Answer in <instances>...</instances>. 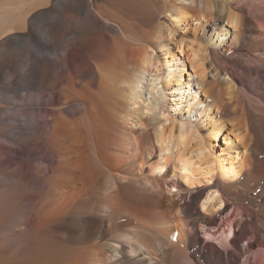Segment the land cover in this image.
<instances>
[{
	"label": "bare ground",
	"instance_id": "6f19581e",
	"mask_svg": "<svg viewBox=\"0 0 264 264\" xmlns=\"http://www.w3.org/2000/svg\"><path fill=\"white\" fill-rule=\"evenodd\" d=\"M148 1L50 0L29 32L0 26V49L13 50L0 62V103L10 106L0 105V166L15 170L0 175V193L30 187L14 212H0V264H237L253 244L264 254V222L235 187L264 181V72L239 90L238 62L217 51L249 31L264 51L251 18L264 5L155 0L171 26L211 29L185 43L154 23ZM169 89L179 119L165 107ZM25 236L28 249L6 253Z\"/></svg>",
	"mask_w": 264,
	"mask_h": 264
},
{
	"label": "rangeland",
	"instance_id": "374dc122",
	"mask_svg": "<svg viewBox=\"0 0 264 264\" xmlns=\"http://www.w3.org/2000/svg\"><path fill=\"white\" fill-rule=\"evenodd\" d=\"M49 1L50 0H0V26L5 27L7 24L11 23L10 32H8L11 35L14 33L29 32V30L32 28V24L30 22L32 15L35 13H38V12L45 11L47 9V6L50 4ZM146 1H148V0H146ZM260 1L264 5V0H260ZM148 2H150L149 3L150 6H152L155 9H158L157 14H156L157 17L156 16L152 17L154 23H162L164 25L171 26L172 24H171L170 20L168 19V17H166L164 10L163 9L161 10L158 8V6H159L158 1H157V5H155L156 4L155 0H149ZM252 16H251L252 20L254 19L253 21H255V22L259 21L261 23L260 28H264V23L262 24V22L264 21L263 20L264 19L263 18L264 17V11H259L258 13L256 12ZM259 22H257V23L259 24ZM220 23L222 25H224L225 28L227 27L226 29L228 31H232L228 25L226 26L225 21L220 22ZM186 24H187V26H185V27L181 26V25L175 26L176 28L174 27V25L171 26L172 30L174 31L173 32L174 33V40L181 39V40L185 41V43H189L194 38L195 34L199 35V36H201V34H202V36H205V37L210 36L211 29L207 28V29H205V31L203 33L201 31L195 32L193 29L194 25L191 22V20L188 19ZM33 25H34V23H33ZM154 25H156V24H154ZM157 25H159V24H157ZM247 33L250 35H248ZM246 34L247 35L244 39V42L242 43L239 40L229 54L227 52H224V50H222V49L217 50L220 56L228 55L232 60L234 59L235 61L238 62L239 65L236 66L235 71L240 74L241 79H242V80H239L236 82L237 88L239 90L252 83V79H254V77H255V75L253 73L255 70H258L259 72H264V55H263L264 51L260 50V49H258V51H256V50L254 51V49L252 48L253 42L255 41L256 33L249 31V32H246ZM5 35H7V34H5ZM4 36H3V34L0 35V40H2ZM248 38L249 39L251 38V40H249ZM164 43L165 44L167 43L168 47L173 49V52L175 54L178 53L177 50L175 49L174 41L172 42V40H171V42H170V38H165ZM241 43H242V45H241ZM154 49H155L154 53H155V55H157L156 57L159 58V60L163 61L164 60L163 52H161L160 49H158V47H155ZM11 54H13V50L0 49V62H2V60L4 61L6 59V57H8ZM242 69H246L247 72L244 74L242 72ZM187 73L188 72H186V71L183 72L182 78H183V82L185 83L183 85V87H185L189 91L188 93L192 96L195 91L199 92L198 91V85H197V81L194 80L192 78V76H190V77L187 76L188 75ZM190 73L191 72L189 70V74ZM221 86L224 87V85H222V84H221ZM173 88H175V87L173 86L172 89ZM170 89L165 92L167 94V97L165 98V107L167 108V111H169V112L171 111V115H173V117H176V119H179L181 117L179 112H181L182 114L185 112L179 111V110L175 111L174 108L171 107V106H173L172 104H175V103H173V101H172L173 99L168 96V94L171 91ZM263 92H264V90H263ZM254 97L256 98V95ZM216 98H217V95H214V99L213 98L212 99L216 101ZM213 100L211 102H214ZM1 104H3V103H0V105ZM219 104H221V103L219 102L218 105ZM6 106L8 108L10 107L8 104L1 105V107H6ZM222 117H224L223 112H222ZM227 118H225V121L228 120ZM155 119H157V117ZM158 119H159V117H158ZM226 128H230V126L227 125ZM201 131H202L203 135H206L205 134L206 131L204 128H201ZM16 152H18V150ZM0 168H1L0 169V175H8L7 173H10L11 171H12V173H14V171H15V170H7V168H5V167L2 168L1 166H0ZM18 182H19V184H18ZM18 182H17V184L11 185L10 187L9 186L6 187V189L0 193V196H2V198L0 197V210H1L0 212H1V214L3 213L2 214L3 216L9 210H10V212H14L16 210V208L19 206L21 199L25 198L26 195L28 196V193L30 192V187L28 185L29 184L28 182H26V181H18ZM226 186L231 188V189H234L233 186H230V185H226ZM235 187L239 193L245 194L248 196L249 200L240 201L242 204L244 202L243 205L247 209L248 213L250 215L254 213L255 215H257V218L260 222L262 220H263L262 222H264V208H262V207H264V192H263L264 181L261 182L260 184H258L257 187L255 189H253L252 192L246 191L245 189H243V187H239V186H235ZM9 191H11V192H9ZM4 194H6V196ZM236 201H238V200L233 199L232 202H236ZM254 202H256V205L254 204ZM233 207H234L233 204H230L227 206L226 212L224 214V218H227L230 216V214L234 210ZM15 223H16V225H18V224L20 225V222H15ZM222 223H223L222 221L218 220L217 221V227L218 226L219 227L220 226H226V225H224V223L223 224ZM31 227H30V230H32V228H33V227L32 228ZM198 235L201 236L202 234L200 232H198ZM26 237L27 236H25L22 239L23 241L26 240V242L23 243L22 240L19 241V243L17 244V248L15 246L12 249H9L6 253H14V251H16L18 249L20 244H21V246H23L25 243H27L26 245L29 244L28 247H26V245H25V248L28 249L31 245V242L29 241V238H26ZM20 242H22V243H20ZM244 244H245V241L242 242V245H244ZM1 245L2 246L5 245L4 239H0V246ZM14 248L16 250H14ZM249 250H252V251L248 252V250H247L246 254H248V255H243V253L241 254L242 256L240 255L241 258L239 257V259H238L239 263H237V264H247V260L252 261L254 254L258 253V252L261 253V257H263L261 259L264 262V254L262 253L263 249L261 247H257V244H253ZM26 251L27 250L24 249V250H21V252H19V253H25ZM246 256L247 257L249 256V257L247 258ZM224 262L226 264L231 263L230 259H227V261H224ZM185 263L193 264L191 261H190V263L188 261L184 262V264Z\"/></svg>",
	"mask_w": 264,
	"mask_h": 264
}]
</instances>
